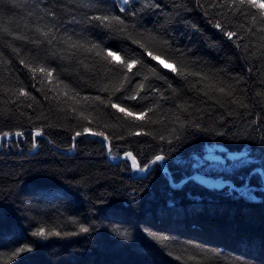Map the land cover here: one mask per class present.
<instances>
[{
	"label": "trees",
	"instance_id": "trees-1",
	"mask_svg": "<svg viewBox=\"0 0 264 264\" xmlns=\"http://www.w3.org/2000/svg\"><path fill=\"white\" fill-rule=\"evenodd\" d=\"M228 2L130 0L120 12L117 0H0V134L24 133L0 148V264H264V20ZM103 15L124 24L91 19ZM141 43L197 75L173 73ZM105 48L143 61L139 74L125 81ZM85 127L110 140H73ZM214 143L251 158L214 168ZM126 152L140 167L165 159L134 175ZM194 174L246 183L259 198ZM40 227L60 235L33 236Z\"/></svg>",
	"mask_w": 264,
	"mask_h": 264
},
{
	"label": "snow or ice",
	"instance_id": "snow-or-ice-1",
	"mask_svg": "<svg viewBox=\"0 0 264 264\" xmlns=\"http://www.w3.org/2000/svg\"><path fill=\"white\" fill-rule=\"evenodd\" d=\"M129 2H130V0H122V6L119 8V11L120 12H125L126 9H125V7L123 5L129 4ZM219 6H223V5L221 4ZM228 7L232 8L234 10H239V8H241V7L256 8V9L259 10V18L261 20H264V2H261V0H229ZM91 19L99 21L105 27L112 26L113 22H115V24H117V25H123L124 24V20L119 15L95 16V17H92ZM252 22H253V25L256 24V22H257V16L256 15H253ZM214 27H216L218 30L222 31L223 34L229 40H233V38L237 36L236 32L225 31L224 26L221 23H219V22H217L214 25ZM122 30L123 29H121V31ZM259 31L264 32V25H262L259 28ZM41 34L44 35V36H47L48 32H43ZM16 38L20 39V37H16ZM53 39H56V37L53 36ZM133 42L135 43L136 41H133ZM49 43H51V41H49ZM68 47L76 49V48H79V47H83V45L69 43ZM97 47H98V45L93 44L90 48L87 49V51L91 52ZM140 47L141 48H145V45L141 43ZM102 51L106 52V57H102V58H111L108 61L109 63H118L120 65L121 72L124 75V80L125 81H130L131 80V76L128 75L129 73H131L132 76H135V75L139 74V69H137V66L138 65H143V61H141L139 59L126 58V57L122 56L118 51L109 50L107 48L102 49ZM145 51L147 52V55L150 56L151 59L154 60V61H158V62H160L161 64H163L165 66H167L169 63H171L170 61L162 58V54L161 55L154 54L152 51H148L146 48H145ZM96 54L100 55L101 53L98 52ZM20 63L24 64L25 67L29 68V71H31L33 73V79L35 80L36 79L35 73L37 72V69L34 68V67H31L28 64H26L24 60H21ZM124 69H126L127 71L124 72L123 71ZM133 69H137V71L134 72ZM170 70L173 73H175L177 75H180V76L197 75L196 73H190V72L189 73H185L181 68L177 67L176 63H172V67H171ZM39 72L40 73H46V75H47V77L49 79V83H51V81L53 79H55V77L53 76V71L52 70H48V69H45V68L41 67V68H39ZM153 75H158V73H157L155 68H153ZM145 79H147V77H145ZM121 87H123V85H121ZM144 87H145L144 84H141L139 86V89L137 90V93L135 95H132V96H129V97H125V98L126 99H131V100L138 99L139 98V92L141 90H143ZM116 91H120V88H117ZM216 91H218L220 93H223L224 95H230V93L227 92L226 89L223 88V87L216 89ZM19 95L20 96H24V97H29L31 95V93L26 91L24 88H21L19 90ZM63 95L67 96L68 93L65 92V93H63ZM161 98H163V97H161ZM32 99H35V97H32ZM96 99L100 100L101 98L100 97H96ZM102 102H104V101H102ZM29 106H31V105H29ZM111 107L116 109L118 112L124 113V115L127 116V117H132L134 120L144 121L146 119V116H147L146 112L136 113V112L130 111L126 107H122L118 103H111ZM147 111L151 112V111H153V109L149 108ZM84 134L91 135V136L102 137L104 141H109L110 140V138L107 135H105L103 132H101V131H93L89 127H85L83 129V133L80 132V131H77L72 139L75 140L77 137H79L81 135H84ZM132 134L139 136V135L147 134V133H143L142 131H136V132H134ZM14 135L17 136V137H20V136H23L24 133L17 131V132L14 133ZM34 135L36 137L41 136L42 135L41 129H36ZM0 136H2L4 138H7L9 136V133L4 132V133L0 134ZM35 146H36V144L34 142L33 143V147H35ZM109 151H111L110 145H109ZM124 157L126 159H130L131 160L133 169L141 171V172H144L149 167V164H155V163L163 161L165 159V157L163 155H156L155 159L150 161L149 164H145L143 167H140V165L137 163L136 158L133 156V154L131 152L124 153ZM87 230H88L87 228H83V227L80 229L81 232H86ZM32 235L36 236V237H39V238H42V239H47L50 236H59L60 233L56 232V231H46V229L44 227H40L38 230L33 232ZM24 251H31V248H27V247L21 248V249L18 250V252L16 254L18 255L20 252H24Z\"/></svg>",
	"mask_w": 264,
	"mask_h": 264
},
{
	"label": "rangeland",
	"instance_id": "rangeland-1",
	"mask_svg": "<svg viewBox=\"0 0 264 264\" xmlns=\"http://www.w3.org/2000/svg\"><path fill=\"white\" fill-rule=\"evenodd\" d=\"M117 2L119 3V5L122 6V0H117ZM22 138L23 136L17 137L14 134H9L7 138L0 136V148H2L5 143H11L12 141L15 142ZM249 152L250 150L248 148H243L240 150H230L223 144L214 143L206 147L205 157L211 161L210 164L214 168L221 169V168L227 167L229 163H232V164L242 163L250 159L251 156H248ZM110 158L113 161L118 160V158L116 157L111 156ZM160 163H162V161H160ZM131 169L134 175H145L147 171V169L144 172L133 169L132 162H131ZM256 170L261 171V169L259 168H257ZM193 177L199 182L205 185H208V186H212V187H222L224 185H228L230 189H235L242 194H245L251 190V186L246 183L242 186H236L234 185L232 181L227 180V179L213 178V177H208V176H204L200 174H194ZM249 197L252 199L259 198V196L252 191L249 192Z\"/></svg>",
	"mask_w": 264,
	"mask_h": 264
},
{
	"label": "water",
	"instance_id": "water-1",
	"mask_svg": "<svg viewBox=\"0 0 264 264\" xmlns=\"http://www.w3.org/2000/svg\"><path fill=\"white\" fill-rule=\"evenodd\" d=\"M158 62V61H157ZM158 63H160V62H158ZM161 64V63H160ZM163 67H165L166 69H171V67H166L165 65H163V64H161Z\"/></svg>",
	"mask_w": 264,
	"mask_h": 264
},
{
	"label": "bare ground",
	"instance_id": "bare-ground-1",
	"mask_svg": "<svg viewBox=\"0 0 264 264\" xmlns=\"http://www.w3.org/2000/svg\"><path fill=\"white\" fill-rule=\"evenodd\" d=\"M167 67H171V66L167 65Z\"/></svg>",
	"mask_w": 264,
	"mask_h": 264
}]
</instances>
